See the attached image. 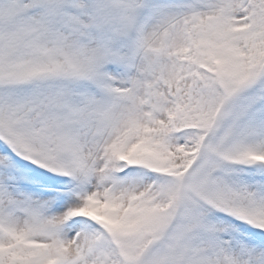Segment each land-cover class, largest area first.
Wrapping results in <instances>:
<instances>
[{
	"label": "snow or ice",
	"instance_id": "snow-or-ice-1",
	"mask_svg": "<svg viewBox=\"0 0 264 264\" xmlns=\"http://www.w3.org/2000/svg\"><path fill=\"white\" fill-rule=\"evenodd\" d=\"M0 264H264V0H0Z\"/></svg>",
	"mask_w": 264,
	"mask_h": 264
}]
</instances>
